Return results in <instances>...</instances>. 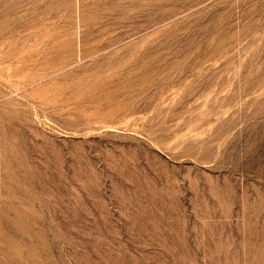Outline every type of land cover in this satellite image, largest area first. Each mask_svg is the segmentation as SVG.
I'll return each mask as SVG.
<instances>
[{"label":"rangeland","instance_id":"rangeland-1","mask_svg":"<svg viewBox=\"0 0 264 264\" xmlns=\"http://www.w3.org/2000/svg\"><path fill=\"white\" fill-rule=\"evenodd\" d=\"M3 5L0 264H264V0Z\"/></svg>","mask_w":264,"mask_h":264},{"label":"bare ground","instance_id":"bare-ground-1","mask_svg":"<svg viewBox=\"0 0 264 264\" xmlns=\"http://www.w3.org/2000/svg\"><path fill=\"white\" fill-rule=\"evenodd\" d=\"M155 2V1H154ZM4 0H0V35H2V33H4V31L3 30H5L6 31V29H4V26L6 25L5 24V22H3V16H5V14H6V11H8V9L7 8H5L4 7ZM15 2L11 5V7H10V10L12 9V8H14V7H17V6H15ZM142 4V3H141ZM18 5V4H17ZM143 5V4H142ZM98 10V9H97ZM14 11V10H13ZM131 12V11H130ZM9 13V12H8ZM125 13V12H124ZM106 16V15H105ZM112 16V15H111ZM17 18V17H16ZM105 18V17H104ZM6 19V18H5ZM8 25V24H7ZM6 25V26H7ZM10 26V25H9ZM94 27V26H93ZM8 29V28H7ZM101 29V28H100ZM11 31V30H10ZM13 31V30H12ZM12 31H11V33H12ZM14 32V31H13ZM98 32V31H97ZM8 33V32H7ZM6 35V34H5ZM4 36V35H3ZM1 37V36H0ZM2 38H4V37H2ZM5 39V38H4ZM4 39H1V40H3L4 41ZM5 44V43H4ZM3 45V44H2ZM1 45V42H0V48L2 49V46ZM8 46H9V44H7ZM14 45V44H13ZM3 46H5V45H3ZM20 47V46H19ZM18 47V48H19ZM11 48H13V47H11ZM17 49V48H16ZM13 50H15V48L13 49ZM19 50V49H18ZM1 51V50H0ZM6 51V50H5ZM9 51V53H13L14 54V52H10V50H8ZM16 51V50H15ZM20 53H22L21 51H19ZM1 53V52H0ZM7 53V52H6ZM16 53V52H15ZM8 54V53H7ZM4 55H6V54H3V56ZM3 56H0V59L3 57ZM7 56H9V55H7ZM7 56H5V59H6V57ZM17 56V55H16ZM19 56V55H18ZM103 59V58H102ZM3 61V59H1V65H2V63L4 62H2ZM108 61V60H107ZM65 62V61H64ZM66 62H67V60H66ZM110 62V61H109ZM5 63V62H4ZM1 68L3 67V66H0ZM1 70V69H0ZM55 74V73H54ZM52 75V74H51ZM50 77V76H49ZM39 81H41V80H39ZM38 81V82H39ZM139 85V84H138ZM24 87V86H23ZM21 90V89H20ZM189 94V93H188ZM186 95V94H185Z\"/></svg>","mask_w":264,"mask_h":264}]
</instances>
